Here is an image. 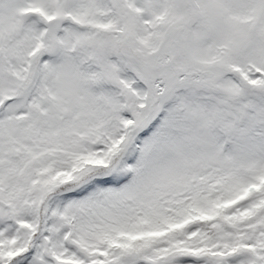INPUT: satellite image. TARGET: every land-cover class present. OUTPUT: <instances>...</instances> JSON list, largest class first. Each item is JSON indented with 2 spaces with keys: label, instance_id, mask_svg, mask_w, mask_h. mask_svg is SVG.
Here are the masks:
<instances>
[{
  "label": "snow or ice",
  "instance_id": "1",
  "mask_svg": "<svg viewBox=\"0 0 264 264\" xmlns=\"http://www.w3.org/2000/svg\"><path fill=\"white\" fill-rule=\"evenodd\" d=\"M0 264H264V0H0Z\"/></svg>",
  "mask_w": 264,
  "mask_h": 264
}]
</instances>
